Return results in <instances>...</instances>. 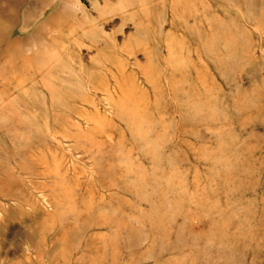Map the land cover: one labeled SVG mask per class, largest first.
Instances as JSON below:
<instances>
[{"label": "rangeland", "instance_id": "obj_1", "mask_svg": "<svg viewBox=\"0 0 264 264\" xmlns=\"http://www.w3.org/2000/svg\"><path fill=\"white\" fill-rule=\"evenodd\" d=\"M0 264H264V0H0Z\"/></svg>", "mask_w": 264, "mask_h": 264}]
</instances>
